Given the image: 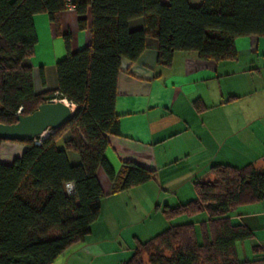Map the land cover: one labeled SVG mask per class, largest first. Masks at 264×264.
Here are the masks:
<instances>
[{"label": "trees", "instance_id": "obj_1", "mask_svg": "<svg viewBox=\"0 0 264 264\" xmlns=\"http://www.w3.org/2000/svg\"><path fill=\"white\" fill-rule=\"evenodd\" d=\"M73 8L80 29L89 14L90 42L71 51L69 35H64L66 53L55 63L56 89L35 92L31 68L24 63L37 42L33 16L47 13L58 31L65 2L0 0V123H15L19 108L20 114H29L55 94L75 106L70 119L36 139L38 144L13 140L23 143L24 150L10 164L0 162V264H52L83 241L103 197L99 167L113 193L153 176L152 169L129 161L115 172L105 157L108 137L119 134L115 98L120 60L135 61L146 37L157 41V65L168 67L175 52L230 60L236 56L237 37L264 36V0H202L197 6L187 0H73ZM139 17L142 27L129 29L128 22ZM67 151L80 162L72 164ZM209 172L211 179L194 181L195 198L161 210L167 220L204 213L200 239L194 223L172 224L138 242L122 264H264V249L256 244L251 259L237 256L236 245L249 241L252 232L227 216L264 199V168L216 163ZM68 182L72 194L66 191Z\"/></svg>", "mask_w": 264, "mask_h": 264}, {"label": "crops", "instance_id": "obj_2", "mask_svg": "<svg viewBox=\"0 0 264 264\" xmlns=\"http://www.w3.org/2000/svg\"><path fill=\"white\" fill-rule=\"evenodd\" d=\"M187 1L192 6L202 2ZM85 18L86 26L80 29L75 10L64 9L58 13L56 31L47 13L33 16L37 42L24 63L31 68L35 92L56 89L55 63L66 53L64 35H69L71 51L89 44L88 13ZM142 24L140 17L128 22L131 30ZM234 48L235 58L219 61L200 59L192 51L175 52L170 66L164 67L156 62L157 41L146 37L135 61L120 60L115 98L119 134L108 137L105 157L115 172L129 161L152 169L153 176L113 193L99 167V215L85 239L52 264H94L108 255L122 264L138 242L183 223L167 220L162 207L195 198L194 181L211 179L210 165L264 168V36L237 37ZM24 148L21 142L2 140L0 162L10 164ZM67 156L74 165L80 162L72 151ZM227 216L252 232L247 244L251 258L253 244L264 249V199L230 210ZM195 230L198 237L199 228ZM236 250L238 256V244Z\"/></svg>", "mask_w": 264, "mask_h": 264}, {"label": "water", "instance_id": "obj_3", "mask_svg": "<svg viewBox=\"0 0 264 264\" xmlns=\"http://www.w3.org/2000/svg\"><path fill=\"white\" fill-rule=\"evenodd\" d=\"M72 113L73 109L63 99L44 102L29 114H18L15 123H0V139L36 140L47 129H58L63 126Z\"/></svg>", "mask_w": 264, "mask_h": 264}, {"label": "rangeland", "instance_id": "obj_4", "mask_svg": "<svg viewBox=\"0 0 264 264\" xmlns=\"http://www.w3.org/2000/svg\"><path fill=\"white\" fill-rule=\"evenodd\" d=\"M55 99H58V95L55 94ZM66 103H68L66 100H64ZM75 108V107H74ZM74 110V109H73ZM49 133H51V130L50 129H47L45 132H43V134L39 137L40 139L46 137ZM58 145L61 146V141L59 140L58 141ZM206 218V215L204 213H201V214H198L196 216H192V217H188V216H179V217H176L174 219H172L171 221L172 222H193L195 223V227L197 228L198 227V224L199 222H201L202 220H204ZM198 233V237H200L199 235V231H197ZM200 239V238H199ZM249 243V241H245L244 244L240 243L238 244V247H239V252H238V257L240 259H251V255H250V252H249V249L247 247V244ZM241 245H243L241 248ZM107 258L111 259L112 257L110 255L106 256ZM115 258V256L113 257ZM109 259H106V260H102L100 261L99 263L97 261L94 262V264H117L115 262V259L114 260H109ZM109 260V261H108ZM121 260V259H120ZM108 261V262H107ZM70 264V263H69Z\"/></svg>", "mask_w": 264, "mask_h": 264}, {"label": "built area", "instance_id": "obj_5", "mask_svg": "<svg viewBox=\"0 0 264 264\" xmlns=\"http://www.w3.org/2000/svg\"><path fill=\"white\" fill-rule=\"evenodd\" d=\"M67 9H74L73 8V0H64ZM16 114H20V108L16 111ZM34 143L38 144L37 140H34ZM65 188L68 194H72L74 192V188L72 183H66Z\"/></svg>", "mask_w": 264, "mask_h": 264}, {"label": "bare ground", "instance_id": "obj_6", "mask_svg": "<svg viewBox=\"0 0 264 264\" xmlns=\"http://www.w3.org/2000/svg\"><path fill=\"white\" fill-rule=\"evenodd\" d=\"M68 104L71 107V109H74L75 106L73 104H70V103H68Z\"/></svg>", "mask_w": 264, "mask_h": 264}]
</instances>
